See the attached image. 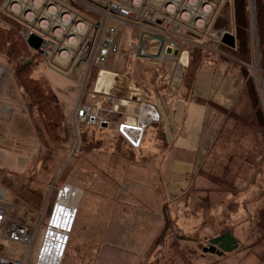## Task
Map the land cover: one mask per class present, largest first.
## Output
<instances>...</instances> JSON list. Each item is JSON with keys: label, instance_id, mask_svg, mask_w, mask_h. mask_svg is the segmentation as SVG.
<instances>
[{"label": "rangeland", "instance_id": "374dc122", "mask_svg": "<svg viewBox=\"0 0 264 264\" xmlns=\"http://www.w3.org/2000/svg\"><path fill=\"white\" fill-rule=\"evenodd\" d=\"M16 1L0 0V28L10 36L3 40L0 35V196L4 198L0 199L7 203L11 219L31 226L34 244L4 239L9 258L27 261L29 256L30 262L35 260L50 213L59 202L77 210L62 264H229L247 255L264 264V128L255 120L245 96L238 61H230L226 54L233 56L215 43L221 39L209 35L219 18H224L220 21L226 30H232L229 23L232 13L225 6L230 0H221L203 28L205 35L193 37L194 31L184 26L188 30L175 33L184 50L188 51L189 46L188 64L194 60L192 70L201 67L194 81L198 82L194 92L199 90L198 94L213 97L218 90L207 88L209 82L224 79L227 87L235 79L243 92L234 93L236 100L240 98L235 107L212 110L203 134L205 147L199 145L197 135L193 137V130L186 131L185 136L176 135L183 143L198 147L203 155L191 187L173 199L166 193L164 178L173 151L165 144L163 130H152L148 124L149 133L144 141L132 149L117 130L118 123L101 125L100 119L90 126L81 123L76 118V108L83 101L80 91L85 86L91 88L97 69L90 58L79 60L76 53L79 46L72 49L66 61L59 59L65 32L71 25L55 34L51 25L49 29L40 24V15L48 11L46 4L59 0H45L32 18L13 9ZM70 1L78 11L91 16V20L99 19L90 10L94 3L86 1L89 6H81L73 1L83 4L82 0ZM128 18L115 20L120 48L114 62H110L112 68L127 71L137 62L132 45L137 44L140 32L138 21ZM31 31L45 36L47 54L28 44ZM197 47L202 49L198 55L194 53ZM185 67L173 70L172 74L178 72L179 82L187 78ZM158 68L166 75L169 63L164 60ZM72 69L80 70L78 73L83 76L80 83L67 76ZM250 69L259 81L264 107L259 57H255ZM162 77L160 74L156 82ZM26 82H31L28 92ZM34 82H39L40 87ZM52 87L56 99L51 98ZM235 89L234 84L233 92ZM180 91L165 100L170 109L176 106L175 101H180L185 111L183 87ZM86 93L90 92L83 90L85 98ZM164 97L155 90L151 95V102L161 111ZM94 99L95 96L85 101ZM198 106L205 109L203 103ZM187 113L190 115L191 110ZM83 127L85 138L80 133ZM165 225L169 226L166 230ZM227 231L237 238L236 249L226 252L225 257L202 250L210 238ZM178 235L190 238L179 239Z\"/></svg>", "mask_w": 264, "mask_h": 264}, {"label": "built area", "instance_id": "2783aa9c", "mask_svg": "<svg viewBox=\"0 0 264 264\" xmlns=\"http://www.w3.org/2000/svg\"><path fill=\"white\" fill-rule=\"evenodd\" d=\"M86 1L94 3L89 8L99 16V19L91 20V16L89 17L88 14L77 11L74 9L76 6L73 3L71 4L70 0H59V3L49 1V6L58 8L60 16L69 15L66 26L71 25V27L65 32L66 40L64 44L61 45L62 47L59 46L61 47L59 49L60 54L63 51H69V48L72 51L73 48L79 46L76 52L78 53L79 60H88L90 58L89 61H91L92 66L97 69L94 74L97 81H101L107 72L99 66L106 64L109 57L112 54H116L120 48L116 39L118 28L115 20L124 16L126 18L129 17L128 19L133 18L142 24L138 42L134 46V55L137 58L153 53L163 61L166 58L170 62L174 58V62L172 61L174 63L173 70H179L182 54L187 52L189 57V52L184 50L181 42L177 40L175 33L190 29L197 35H205L203 28L205 24H209L221 2V0H82L84 5L77 1L73 2L81 6H89ZM67 5H70L72 9L67 8ZM42 20H45V14L41 17L40 24ZM80 24L81 26L77 27ZM143 24H148L149 26H144ZM51 27H53V32L57 34L55 29L59 27ZM64 28H60V34ZM226 31H228L226 27L221 26L214 37L221 39ZM71 37H76L77 41L69 47L68 40ZM46 44L47 40L45 39L43 43L44 54H47ZM169 48L172 50L180 49L179 55L175 56L173 53H168L167 49ZM89 75L91 77L92 72H89ZM142 80H144L142 82H147L146 84L153 82L147 78ZM83 90L90 92L94 96L99 93V91H95L94 89H88L87 86H85V89H81L80 94L83 101L76 108V118L87 126L92 125L98 119H100L101 125L105 123L108 125L109 119L107 117L100 118L101 114L97 111L96 104L85 101L86 98L83 95ZM144 105L149 110H145ZM138 114V120L135 122L122 121L117 125V130L134 147L141 145L146 126L153 121H159L161 116L158 108L148 100L141 101L138 107ZM0 197L4 199L2 196ZM2 199H0V232L11 241L32 246L34 241H32L33 231L31 226L27 223L11 219V214L7 212V203ZM76 211L74 207L66 203L56 202L54 204L50 218L46 224L44 238L35 260L30 264H62L69 233L74 225ZM59 230L67 231V233L60 232ZM63 236L64 238H62ZM0 264L24 263L19 259L2 256L0 257Z\"/></svg>", "mask_w": 264, "mask_h": 264}, {"label": "crops", "instance_id": "0c3cea01", "mask_svg": "<svg viewBox=\"0 0 264 264\" xmlns=\"http://www.w3.org/2000/svg\"><path fill=\"white\" fill-rule=\"evenodd\" d=\"M221 19L224 18H219L218 22L216 23V25L218 24L220 25V27L224 26L223 22L220 21ZM229 23L231 24L232 27V14L229 17ZM138 24L141 32L142 24L141 23ZM216 25L212 30L209 31V35L213 37L215 36L219 28ZM117 28L119 29L118 24H117ZM140 32L137 35V39ZM128 35L129 33H127L126 37ZM122 36H125V34H123ZM116 39L118 42V35H116ZM120 39L122 40L123 37H121ZM135 45L136 44H133L132 48H134ZM116 54H112L109 57L106 64L99 66L101 68H104L107 72L111 73V75L113 76H108L106 81H102L105 77L104 76L101 81L94 80L91 82L92 84H90L91 85L90 89L99 91V93L95 95V99L93 100V102L96 104V109L103 117H107L109 119L110 124L111 123L116 124L122 121L135 122L136 120H138V115H139L138 106L136 105L141 104V101L148 100L151 102L152 100L151 95L153 90H155L159 96L163 93V96L165 97L163 100H161L162 111L157 105L155 106L158 108L161 114V118H160L161 121L159 123H161V127L164 133V139L166 142L164 143L167 144L168 148L173 151V155H171V158L169 157L170 165L168 167V170L166 169V173L164 174L165 188H166L165 190L169 198L173 199L176 197H181L183 194H185L188 191V189L193 184L195 180V176L198 173L197 171H199L198 163L203 154H199V150L197 149L198 147L183 143L182 139L179 138L176 139V135L179 134L181 136H185L187 134L186 131L189 132V130H193V134H192L193 137L197 135V137H199L200 140L199 145L204 146L205 143L203 142V134L206 132L205 131L206 123L209 117L213 115L212 114L213 112L211 111L209 106H207L204 102L192 99V96L194 95L201 96L229 107V106H233L236 103V98H234V93L237 91L240 92L241 86L238 85L235 79L231 81V85L229 87H227L225 84L226 79L222 80V82L219 81L209 82L207 88L210 87L211 90L215 88L218 91L216 94L213 95V97L212 95H209V97H207L206 95L198 94L197 92L199 90L194 92L195 84L196 87L198 88V82H195L192 87L191 95L185 96L184 94L185 92H188V89L186 88L187 90H185L183 82H179L178 80H176V75L178 76V72L172 74L173 66L170 65L172 63V60L169 62L165 58V62L169 63V67H170L166 75L165 73H160V71L156 70V68H158L164 61L160 60V58L156 56L154 53L149 54L148 56H145L143 58H137L135 56L137 62L134 65V68L127 71V70L115 69L110 66V64L114 62ZM145 61L148 64L147 66L144 63ZM185 65L188 66V59L187 62L182 61L180 59L179 70H183ZM75 71L77 70L72 69L71 73L67 76L69 78L74 79L76 82L80 83L83 79V76H81V74L78 73L80 71L79 69L78 72ZM85 74H87V72ZM160 74H162L163 77L159 82H156ZM143 77H146L147 79L155 78V80L153 82H148L149 84H146L147 82H139V80L144 79ZM234 84L236 85V89L233 92ZM99 85L101 86V89L99 88ZM182 87L184 90L182 92V95L185 97L187 101L185 111L182 110L183 106H181L180 101L178 100L174 102L176 106L171 107L170 109L167 106L165 98L172 97L173 94L176 96L178 92H181L180 90L182 89ZM93 97L94 95L88 93L86 99L89 100V98H93ZM136 101L137 102L139 101V103H136ZM198 103H203L205 105V109L203 110V108L198 106ZM189 110H191L190 115L189 113L186 114V112ZM178 114H180V116ZM185 114L187 116H185ZM170 133L173 134V137H170ZM178 139L179 141H182V143L178 142ZM192 153L193 156H190ZM0 156H1V152H0ZM167 228H169V226L165 225V230ZM4 239L10 242H14V241L9 240L7 237H5L2 234V232H0V257L2 256L9 257V249L5 246ZM14 243H18V242H14ZM217 256L225 257L226 254L217 255ZM155 257L157 258L159 256H155ZM159 258L161 259V257ZM26 259L27 261L24 258L20 260L24 264H30L31 262L29 261V256ZM214 263L215 262H212V264ZM230 263L258 264L256 257L252 255L244 256L240 258L237 262L233 261Z\"/></svg>", "mask_w": 264, "mask_h": 264}, {"label": "trees", "instance_id": "16d2710c", "mask_svg": "<svg viewBox=\"0 0 264 264\" xmlns=\"http://www.w3.org/2000/svg\"><path fill=\"white\" fill-rule=\"evenodd\" d=\"M225 6L230 8L231 13H232V30L231 31L235 34L236 46L231 47L220 41H217L215 43H218L219 47L223 48L225 51H228L231 54V56H233V58H230L226 54V57L229 60L232 59L235 62L236 60L238 61V64L240 65V76L239 77L244 82L243 90H244L245 96L248 97L250 107L254 110L255 120L257 121L258 125L263 126L264 128V107L262 104L263 103L262 98L260 97V90H259V83H258L259 81L250 72L251 64H253L255 57L256 56L259 57L261 70H262V78L264 80V0H230L225 3ZM186 34H188L189 36H192V34H190L189 32H187ZM0 35L3 38V40H5L6 36L10 38L9 32H7L3 28H0ZM193 37H196V34L193 33ZM6 42L11 43V41L9 40H6ZM184 45L185 47L187 46L186 43H184ZM186 49H188L189 51L190 50L189 46H187ZM198 52L202 53V49L200 47H197L194 50V53H196L197 55H198ZM190 53L191 52H189V56H190ZM191 59H194V58H191ZM193 63H194V60L193 61L190 60L188 66L186 67V69L188 68L186 70L188 71V73L186 72L187 78H188L189 72L191 74L188 78L189 81H187V78L184 77L183 85L185 88L188 89V92L185 93L186 95L184 94L185 96L191 95L192 87L196 79V74L201 69V67L199 66V68L195 67L192 70L191 67ZM34 83H36L35 85H37V83L39 82H34ZM26 84H27L26 85L27 88L25 87V89L28 92L27 89H30L29 84H31V82H26ZM37 86H39V84ZM52 88H51V93L53 95L51 94V98L56 99L57 94L54 93V88L53 90ZM243 90L242 88L240 89L239 95L241 94V91L243 92ZM192 99L204 102L207 106H209L211 111L215 108L218 109V111H224V109L229 110V108L235 107L237 105V101L240 100V98L237 99L236 103L233 106L227 107L226 105L217 103L213 100H209L204 97L197 96V95L192 96ZM155 123L153 122L149 124L152 130L153 128H155V130H157V128L162 129L161 123L159 122H155ZM83 129L84 127L80 129V133L82 132L83 138H85ZM148 131H149V128L147 127L144 130L142 141H144V137ZM124 139L128 143L129 147L134 149V146L126 138ZM178 238H179V235H178Z\"/></svg>", "mask_w": 264, "mask_h": 264}, {"label": "water", "instance_id": "95a60500", "mask_svg": "<svg viewBox=\"0 0 264 264\" xmlns=\"http://www.w3.org/2000/svg\"><path fill=\"white\" fill-rule=\"evenodd\" d=\"M27 42L32 48L38 50L40 53L44 52L43 43L45 42V37L40 35L39 33L35 31H31L29 36L27 37ZM221 42L227 44L228 46L235 47L236 46L235 34L233 32L226 31L221 37ZM167 52L178 55L180 49L177 48L172 50L171 48H169L167 49ZM179 238L188 239L190 238V236L179 235ZM237 247H238L237 238L230 231H227L220 235L212 237L210 239V245L204 246L203 251L223 255L225 254V252L232 251Z\"/></svg>", "mask_w": 264, "mask_h": 264}, {"label": "bare ground", "instance_id": "6f19581e", "mask_svg": "<svg viewBox=\"0 0 264 264\" xmlns=\"http://www.w3.org/2000/svg\"><path fill=\"white\" fill-rule=\"evenodd\" d=\"M40 3H41V0H17L12 6H13V9L14 10L19 11V12H22L28 18H32L34 12H36L37 9L39 8ZM14 5H16V6H14ZM14 7L17 8V9H15ZM58 10L59 9L56 8L55 6L50 7L48 9L47 13L45 14V20H42L41 21V24L42 25H45L49 29H51V27H48L49 25H51V26H58L59 28H56L55 29V32L56 33H60L61 32V29L60 28H64L66 26V24L68 22V18H69V15L60 16ZM80 26H81V24L78 25L77 27H80ZM76 41H77V38L76 37H71L68 40L69 47L72 46ZM70 49L71 48H69V51H63L60 54V58L59 59L62 60V61H64L65 58L69 55V53L71 51ZM187 59H188V55H187V53H184L182 55V57H181V60L187 62ZM104 76L105 77H104V79L102 81H106V79L108 78V76H113V75H111V73H109V72H106L104 74ZM99 88L101 89V86L100 85H99ZM144 108H145V110H149L148 107L145 106V105H144ZM59 231L60 232L67 233L64 230H59ZM62 238H64V236Z\"/></svg>", "mask_w": 264, "mask_h": 264}, {"label": "flooded vegetation", "instance_id": "af4514ba", "mask_svg": "<svg viewBox=\"0 0 264 264\" xmlns=\"http://www.w3.org/2000/svg\"><path fill=\"white\" fill-rule=\"evenodd\" d=\"M50 2H51V1H50ZM43 3H45L44 0H41V3H40V4L42 5ZM46 7L48 8V7H51V6H49V4L47 3V4H46ZM75 9H76V8H75ZM76 10H77V9H76ZM77 11H78V10H77ZM42 16H43V15H40V18H41ZM219 235H220V234H219ZM216 236H217V235H216ZM214 237H215V236H214ZM210 239H211V238H210ZM210 239H209V244H208L207 246L210 245ZM225 253H226V252H225ZM216 254H217V253H216ZM218 255H219V254H218Z\"/></svg>", "mask_w": 264, "mask_h": 264}]
</instances>
